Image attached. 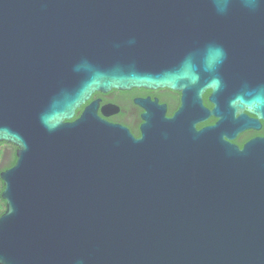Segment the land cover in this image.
<instances>
[{"label":"water","instance_id":"95a60500","mask_svg":"<svg viewBox=\"0 0 264 264\" xmlns=\"http://www.w3.org/2000/svg\"><path fill=\"white\" fill-rule=\"evenodd\" d=\"M263 46L264 0H0V264H264V137L229 142L264 121ZM131 89L180 105L137 100L139 138L72 120Z\"/></svg>","mask_w":264,"mask_h":264},{"label":"flooded vegetation","instance_id":"af4514ba","mask_svg":"<svg viewBox=\"0 0 264 264\" xmlns=\"http://www.w3.org/2000/svg\"><path fill=\"white\" fill-rule=\"evenodd\" d=\"M262 54L264 57V46L262 48ZM261 69V74L264 77V59ZM210 94L211 92L207 91L203 95L204 105L209 110L213 108L212 104L209 103ZM148 98L150 100H157L159 104L166 105V108L167 103H172L176 106L174 112L180 105V94L168 89H131L128 91L111 90L108 93L96 92L91 95L89 101L86 102L80 109L82 111L89 103L97 102V114L102 119L108 123L126 127L135 138H139V129L142 124L141 115L143 113V109L136 103V101ZM103 108H105V113L107 115L102 113ZM174 112L171 115H167L166 110V116L172 117ZM243 114L246 116L248 121L256 120V116L248 112L247 109L244 110ZM216 122V118L210 117L205 123H203L204 125H198L197 128L201 129L203 127L213 126ZM254 125H258L259 127L257 129H243L229 142L239 149H242L249 141L264 137V121L259 120L258 123ZM14 158H16V147L11 144L0 143V170H2L0 174L13 166L12 163Z\"/></svg>","mask_w":264,"mask_h":264},{"label":"trees","instance_id":"16d2710c","mask_svg":"<svg viewBox=\"0 0 264 264\" xmlns=\"http://www.w3.org/2000/svg\"><path fill=\"white\" fill-rule=\"evenodd\" d=\"M175 108H176V106L173 105L172 103H167V115H171L174 112ZM80 113H81V109H78L76 111L75 116H74V118L72 120H74L75 118H77L80 115ZM202 125H204V124H201L199 126H202ZM15 161H16V158H14V160H13V163H12L13 165L15 164ZM1 171L2 170H0V172ZM3 188H4L3 187V183H2V181L0 179V216L5 211V202L1 199V192L3 191Z\"/></svg>","mask_w":264,"mask_h":264}]
</instances>
